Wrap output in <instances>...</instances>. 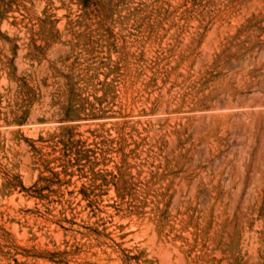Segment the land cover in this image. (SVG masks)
I'll return each mask as SVG.
<instances>
[{
  "label": "rangeland",
  "instance_id": "1",
  "mask_svg": "<svg viewBox=\"0 0 264 264\" xmlns=\"http://www.w3.org/2000/svg\"><path fill=\"white\" fill-rule=\"evenodd\" d=\"M0 264H264V0H0Z\"/></svg>",
  "mask_w": 264,
  "mask_h": 264
},
{
  "label": "bare ground",
  "instance_id": "2",
  "mask_svg": "<svg viewBox=\"0 0 264 264\" xmlns=\"http://www.w3.org/2000/svg\"><path fill=\"white\" fill-rule=\"evenodd\" d=\"M213 108V107H212ZM219 108V107H218ZM202 110V109H201ZM220 114V113H219ZM203 117V116H202ZM218 118V117H217ZM203 120H206V119H203ZM203 120H202V123L201 124H203L204 122H203ZM220 120H221V118H220ZM226 121V120H225ZM230 122H231V120H230ZM225 123V122H224ZM206 124H204V126H205ZM228 125H229V123H228ZM209 127V126H208ZM229 127V126H228ZM200 128V127H199ZM223 128V127H222ZM226 128H227V126H226ZM226 128H224V129H226ZM198 130V129H197ZM204 131V130H203ZM203 131H202V133H203ZM199 132V131H198ZM201 135V134H200ZM197 136V135H196ZM196 140V139H195ZM201 150V149H200ZM205 150V149H204ZM203 150V151H204ZM207 150V149H206ZM199 153V152H198ZM204 153V152H203ZM202 153V154H203ZM205 156H206V154H205ZM202 157V156H201ZM200 160V159H199ZM204 161V160H203ZM206 162V161H205ZM194 163V162H193ZM200 163V162H199ZM216 164V163H215ZM191 166H195V164L194 165H191ZM195 168V167H194ZM193 168V169H194ZM152 228V227H151Z\"/></svg>",
  "mask_w": 264,
  "mask_h": 264
}]
</instances>
